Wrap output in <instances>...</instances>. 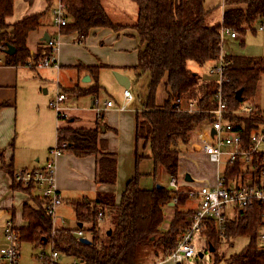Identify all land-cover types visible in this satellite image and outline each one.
I'll return each instance as SVG.
<instances>
[{"label": "trees", "instance_id": "obj_1", "mask_svg": "<svg viewBox=\"0 0 264 264\" xmlns=\"http://www.w3.org/2000/svg\"><path fill=\"white\" fill-rule=\"evenodd\" d=\"M17 0H0V51L8 45L16 48L12 55L5 53V63L26 64L28 57L40 58L46 47H39L33 53L28 45V36L41 26L42 18L52 7L54 0H46L42 12L33 13L10 23ZM32 5L36 0H23ZM65 4L68 23L61 28L63 33L77 31L79 40L85 41L96 27H109L116 31L132 28L143 43L139 50L138 64L134 70L149 74V84L143 109L137 112L135 139L150 143L151 158L156 168L162 167L170 177L179 179L182 152L188 150L189 139L194 129L213 120L207 109L214 106L211 97L222 88L227 102V116L233 120L235 129L243 138L245 147L251 144V133L264 126V113L255 112L247 116L233 113L243 103L251 101L264 73V56L225 54L227 62L224 80L221 84L192 71L188 63L195 60L200 65L216 62L222 40V28L237 31L240 36L248 30L256 32L255 23L264 25V0H224L222 22L209 23L210 10L205 0H129L136 6L135 16L122 14L126 19L117 20L106 8L104 0H61ZM121 15V16H122ZM212 63V65L214 64ZM88 72L99 68L82 66ZM163 83L167 92L165 101L156 102V91ZM101 88L98 79L90 88L79 83L65 88L64 92L81 95ZM240 97H238V92ZM180 99L196 100L195 111L177 107ZM61 116V114H59ZM103 118V116H100ZM102 123L95 128L59 127L58 143H66L64 150L77 156L99 152V134ZM136 168L144 155L135 152ZM106 160V161H105ZM10 172L14 188H21L30 194L24 203L23 217L26 226L19 228L20 239L36 247H45L53 240L55 248L64 256L79 259L83 264H143L150 254H168L176 247L180 235L191 225L193 209L181 207L191 198L188 188L154 186L152 189L140 186L139 171L128 181L116 204L113 195L99 196L94 201L74 200L72 205L78 223L75 229L57 227L51 236L52 222L47 215V199L38 193L35 185H24L15 179L13 165H2ZM117 161L113 154H103L98 165L99 181L114 183ZM264 167V152L253 156L252 174L258 178ZM241 171L239 162L233 163L227 175L233 178ZM175 202V213L167 230L162 229L165 208ZM107 217L110 227L101 232L98 227L99 214ZM263 206L258 201L245 207H234L226 217V227L220 230L213 220L204 223L202 233L214 246L213 264H264V248L259 236L263 226ZM43 231L41 233L40 231ZM78 230L88 233L91 242L84 243L77 235ZM238 236H247V245L229 256L217 253L219 245L230 243Z\"/></svg>", "mask_w": 264, "mask_h": 264}, {"label": "crops", "instance_id": "obj_2", "mask_svg": "<svg viewBox=\"0 0 264 264\" xmlns=\"http://www.w3.org/2000/svg\"><path fill=\"white\" fill-rule=\"evenodd\" d=\"M57 1L54 0L53 5ZM46 5V0H36L32 5L27 6L29 8H19L18 16H22L20 19L11 18L15 10L7 20L10 23L16 22L27 15L42 12ZM51 8L42 18L41 26L28 36V45L33 53H36L39 47H46V52V41L43 38L47 32L50 35L57 30ZM124 8L123 11L121 8L114 9L118 10L121 15L127 13L135 16L136 6L127 3ZM111 13L117 20L126 19L124 15L115 16L114 11ZM222 19L223 13L219 22H222ZM260 27L259 30L264 31V28L260 29ZM228 39L238 38L226 36L224 43ZM142 47L143 43L132 28L116 31L109 27H96L90 31L84 42L79 40L77 31L62 33L57 57L59 68H32L26 64L10 65L5 63V58L0 57V218H4L5 224L11 219L18 228L26 226L23 207L30 198V194L21 188H14L10 172L2 165L12 164L15 171L43 167L49 158V150L58 142L59 127L95 128L98 121L102 123L97 154L77 156L70 150H64L57 160L55 183L63 198L62 205L73 208L72 201L74 200L94 201L101 195H113L118 204L128 181L137 171L141 173L140 186L143 188L152 189L158 184L170 187L169 182L172 177L162 167L156 168L151 158L150 143L140 140L138 145L136 144V116L137 112L143 109V103L131 104L135 98L127 102L124 97L125 87L118 82L114 74L118 72L127 76L130 89L133 82L140 77L133 68L138 64V54ZM225 53L232 54L229 51ZM212 63L214 62H211L209 67ZM79 65L99 69L95 72H88L84 67L79 69ZM209 67L203 73L206 78ZM87 76L89 80H85ZM97 79L101 85L97 93L90 92L81 95L69 93L73 97L65 104V111L61 116L51 107V99L44 97L48 94V89L45 88L42 92L47 84L53 86L52 88L57 92L64 91L65 88L76 83L90 88ZM109 90L114 94L113 96L117 97L115 100L108 97ZM259 93L260 87L253 101L264 109V102L261 101ZM108 101H113V105L108 106ZM122 105L126 107L121 109ZM100 116L103 118L100 119ZM136 149L144 155L138 163V168H136ZM103 154H113L116 158L114 183L98 179V165ZM190 162L198 163L201 169L186 168V164ZM217 174V166L210 162L208 156L202 151L188 149L182 152L181 176L177 179L179 187L190 189L196 186L195 189H198L203 184L213 185ZM187 175L190 176V180H187ZM33 193L41 195L38 188ZM198 204L199 199L194 197L188 199L181 208L184 209L186 206L184 210H194ZM174 213L175 202H170L165 208L163 230L169 227ZM57 220L58 227L75 229L79 226L77 219L74 227L64 225L63 219L58 217V209ZM108 221V218L103 216L101 221L98 220L101 226L105 223L109 224L105 227V231L110 227ZM85 236L90 239L88 233H85ZM23 242L27 241H21V244ZM5 243L3 230L0 234V248ZM43 249L49 250V245L45 244L44 248L40 247V250ZM64 257L71 258V261L75 259L71 256ZM165 258L166 254L162 252L154 253L143 264H175Z\"/></svg>", "mask_w": 264, "mask_h": 264}, {"label": "built area", "instance_id": "obj_3", "mask_svg": "<svg viewBox=\"0 0 264 264\" xmlns=\"http://www.w3.org/2000/svg\"><path fill=\"white\" fill-rule=\"evenodd\" d=\"M51 11L57 30L50 34V39L45 42L47 51L44 56L27 58L26 65L32 68H59L60 66L57 57L63 33L61 28L68 23L65 4L58 0L52 6ZM262 28H264V25L260 27V29ZM226 36L239 38L240 34L230 28H222V40ZM225 54L222 41L219 57L206 73L208 79H215L219 84L224 80L223 74L227 64ZM72 97L71 94L59 90L50 105L58 114H62L65 111V104ZM124 97L127 102L133 99V94L129 88L124 89ZM211 101L214 106L207 110L213 114V120L205 123L207 126L203 124L194 129L188 143L191 149L202 151L208 156L210 162L217 166L218 174L213 185L203 184L198 189L190 188L187 190L191 198L196 197L199 199V204L193 210L190 227L180 235L176 247L166 254L165 259L171 260L175 264H179L195 254L194 233L196 231L202 232L204 223L207 220H213L220 230H224L226 217L232 208L253 205L256 201L263 206V226L259 240L261 244L264 243V167L258 178L252 174L254 154L264 152V128L262 126L252 131L251 144L246 148L242 134L235 129L233 120L227 116V102L223 97L222 88H219L211 97ZM107 105H113V101H108ZM125 107L122 105L121 109ZM177 107L182 110L195 111L197 109V101L180 99ZM255 112L264 113V109L253 100L243 103L238 109L233 111L238 116H247ZM213 129L215 130L214 134L212 133ZM65 146L66 143L57 142L49 150V158L43 167L24 168L15 172V179L18 182L26 186L35 185L36 188L40 189L41 195L47 199L46 211L52 222L51 236H54L57 231V209L63 201L55 180L57 160L64 152ZM237 161L240 164L241 171L233 178H230L227 175V171ZM169 186L178 191L179 183L177 178L172 177ZM102 216V213H100L99 221H101ZM3 230L6 243L0 248V264H22L20 262L22 240L20 239L19 228L10 219L7 220ZM40 232L43 233L42 230ZM77 235L87 237L83 230H78ZM47 244L49 245V250L43 249L37 254V264H83L82 261L76 258L69 263H62L60 259L64 255L55 248L54 241L51 240Z\"/></svg>", "mask_w": 264, "mask_h": 264}, {"label": "rangeland", "instance_id": "obj_4", "mask_svg": "<svg viewBox=\"0 0 264 264\" xmlns=\"http://www.w3.org/2000/svg\"><path fill=\"white\" fill-rule=\"evenodd\" d=\"M23 2H24L23 0L16 1L15 4L16 11L13 17H11L12 19H20V17H22V16H18V14L20 13L19 8H29L27 7L29 6V4ZM104 2L107 9H109L111 12L112 11L115 12V16H120L121 13H119V11L114 8H121V10L123 11L127 3H131L134 5V3L130 2L129 0H104ZM223 3L224 0H205V7L210 10V13L208 15L209 23H217L220 21V18L223 13V7H224ZM127 8H129V6ZM261 25L262 23L260 21H257L255 23L256 32L252 30H248L238 39H228L226 43H224V50L229 51L230 53L235 55H240L239 58H245L249 56H264V31L259 30V27ZM0 57L5 58V54L0 52ZM211 62L212 61H209L204 65H200L195 60H190L188 66L192 71L197 72L200 76H202L203 73L209 67ZM148 84H149L148 73L141 74V76L133 82L129 90L132 92L133 98H135V100L131 102V104H136V103L142 104L144 102L148 91ZM52 87L53 86L47 84L42 89V92L45 91V88L48 89L49 92L48 94H45L44 97L51 99V101L53 100L55 92H57V90L53 89ZM259 87H260L259 94L261 96V101L264 102V73L260 77L258 88ZM109 92H108V97L115 100L117 97L113 96L114 94L110 90ZM166 95L167 92L165 90V85L161 83L156 91V102L159 105L163 104ZM188 149L191 150V147H189ZM186 168H192V169L197 168L198 170L201 169L198 163H193V162L187 163ZM195 188L197 187L195 186ZM186 208L187 207L185 206L184 209ZM58 217L63 219L62 220L63 224L66 226L74 227L76 225V217L73 208L70 206H65L61 204L58 208ZM4 224H5L4 218L3 219L0 218V234L4 229ZM107 226H109V224L107 225V223H105V225L102 226L98 223V227L101 230V232L105 231V227ZM248 241L249 239L247 236H238L235 239H232L230 243L225 242L222 245L220 244L217 253L220 255L224 254L226 256H229L233 253L241 251L247 245ZM193 243L196 248L195 254L185 259L183 262L179 264H213L215 254L211 250V248H213V245L209 242L207 236L203 234L201 231H196L193 236ZM262 246L264 248V243L262 244ZM40 251H41L40 248L33 246L31 243L23 242L20 247V253H21L20 262L22 264H37L36 256ZM201 253H203V256L200 255ZM153 255L154 254H150V257H152ZM60 260L69 262L71 261V258L63 256L61 257Z\"/></svg>", "mask_w": 264, "mask_h": 264}, {"label": "water", "instance_id": "obj_5", "mask_svg": "<svg viewBox=\"0 0 264 264\" xmlns=\"http://www.w3.org/2000/svg\"><path fill=\"white\" fill-rule=\"evenodd\" d=\"M49 39H50V35H49V33L47 32V33H46V36H44L43 40H44V41H48ZM15 52H16V48H15L14 46H12V45H8L7 48L4 49V53L9 54V55L14 54ZM114 74H115V76H116L118 82H119L122 86H124L125 88H128V87L130 86L129 78H128L127 76L122 75V74H120V73H118V72H114ZM85 80H89V76H87V77L85 78ZM240 93H241V92L239 91V92H238V97H240ZM212 133H213V134L215 133V130H214V129L212 130ZM186 178H187V180H190V179H191L189 175H187ZM157 186L160 187V186H162V185H161V184H158ZM82 225H83L82 223H79V226H82ZM80 240H81L82 242H84V243H90V242H91V240H90L88 237H81ZM211 250L214 251V246H213V248H211ZM200 255L203 256L202 253H201Z\"/></svg>", "mask_w": 264, "mask_h": 264}]
</instances>
